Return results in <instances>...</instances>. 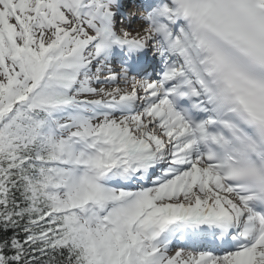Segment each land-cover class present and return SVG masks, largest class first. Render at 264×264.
Listing matches in <instances>:
<instances>
[{"label":"snow or ice","instance_id":"obj_1","mask_svg":"<svg viewBox=\"0 0 264 264\" xmlns=\"http://www.w3.org/2000/svg\"><path fill=\"white\" fill-rule=\"evenodd\" d=\"M0 264H264V0H0Z\"/></svg>","mask_w":264,"mask_h":264}]
</instances>
